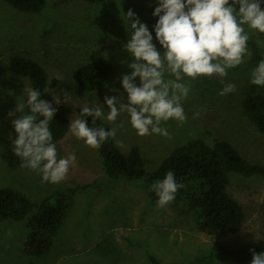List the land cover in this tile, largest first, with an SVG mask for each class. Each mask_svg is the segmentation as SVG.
Segmentation results:
<instances>
[{"label":"rangeland","instance_id":"1","mask_svg":"<svg viewBox=\"0 0 264 264\" xmlns=\"http://www.w3.org/2000/svg\"><path fill=\"white\" fill-rule=\"evenodd\" d=\"M157 6L158 0H47L45 8L36 13L21 12L0 0V189H14L40 204L57 190L80 186L47 255L33 257L25 252L28 217L37 208L23 220H1L0 264H154L153 258L158 264H197L215 244L240 248L264 240V176L229 174L228 191L243 204L248 216L244 226L232 235L207 233L201 228L199 210L177 199L158 209L145 178L131 176L140 171L153 172L176 147L197 138L230 141L249 161L264 164V133L242 107L251 71L258 65L249 63L250 41L258 43L264 59V34L247 26L248 54L244 63L229 70L224 78L237 90L221 96L224 84L218 77H186L191 88L182 102L187 120L182 125L175 120L162 122L168 136L137 135L126 112H121L115 123L103 119L117 128L115 142L127 157L128 175H106L99 149L86 146L70 131L55 144L58 159L76 157L60 183L42 182L38 172L13 168L4 160L6 139L17 137L12 121L28 111L25 106L14 117L8 113L15 111L17 103L26 105L24 89L31 86L28 76L9 71L11 57H30L44 66L50 78L45 100L55 108L68 106L71 120L80 118L78 109L91 103L107 114L104 97L123 95L122 76L131 72L127 67L129 53L124 50L132 31L126 14L129 9L137 14L163 52L155 39L158 17L153 12ZM99 57L113 62L114 80L100 90L80 89L77 69ZM136 83L139 85L138 78ZM196 112L200 115L193 118ZM120 124L123 127H117ZM86 184L91 185L83 188Z\"/></svg>","mask_w":264,"mask_h":264},{"label":"clouds","instance_id":"2","mask_svg":"<svg viewBox=\"0 0 264 264\" xmlns=\"http://www.w3.org/2000/svg\"><path fill=\"white\" fill-rule=\"evenodd\" d=\"M153 16L158 17L154 25L155 39L163 52L153 43L148 26L129 9L126 17L132 31L124 50L129 53L127 67L131 72L122 76L123 95L104 97L107 114L100 106H84L81 118L69 123L71 134L92 149L100 148L109 138L115 139L117 128L90 127L87 117L92 118L93 124L97 119L115 123L120 113L126 112L137 135L168 136V131L161 127L162 122L175 120L182 125L187 120L182 102L191 88L186 77L196 80L215 76L224 84L219 95L235 92L236 85L225 83L224 78L229 70L244 63L248 54L250 37L245 26L264 34V0H158ZM250 83L264 86V59L251 71ZM24 91L26 105L17 103L15 111L8 113L9 117H14L17 112L22 113L25 106L30 109V113L12 121L17 134L12 150L22 161L21 169L38 172L42 182L60 183L76 157L58 159L50 131V121L57 109L41 99L39 90L26 88ZM199 115L196 112L193 118ZM182 187L171 170L164 179L157 180L151 186L158 197L157 208H165L173 202ZM250 251L251 264H264V252Z\"/></svg>","mask_w":264,"mask_h":264},{"label":"trees","instance_id":"3","mask_svg":"<svg viewBox=\"0 0 264 264\" xmlns=\"http://www.w3.org/2000/svg\"><path fill=\"white\" fill-rule=\"evenodd\" d=\"M21 12H41L47 0H5ZM98 2L101 0H86ZM252 55L249 63L257 65L263 59L261 48L255 41H250ZM9 71L16 76H28L30 88L39 90L41 99L46 98L50 83L47 70L33 58L14 55L10 59ZM115 78V67L111 60L99 57L77 69L78 87L86 91H96L109 85ZM25 101H27V96ZM88 107L96 106L88 104ZM27 107V106H26ZM244 113L254 122L257 129L264 133V86L249 84L242 100ZM57 111L50 121L53 143L62 140L69 131L71 110L66 105L56 107ZM28 113L30 109L27 107ZM82 107L78 109L81 118ZM90 127L110 125L103 119L86 118ZM12 140L6 139L4 160L13 168H20L21 159L12 150ZM99 149L105 174L120 178L128 175V160L124 152L117 146L115 139L109 138ZM28 170V169H22ZM173 171L177 182L183 187L176 193L178 201L199 210L201 228L211 235H232L237 233L246 223L248 216L243 204L228 191L230 173L243 176H264V164L251 162L230 142L223 139L197 138L176 147L153 172L140 171L135 178H145L150 196L154 203L158 197L151 189L157 181L165 178L168 171ZM91 184L84 185L83 188ZM80 187V186H79ZM79 187H67L65 191H55L40 204L31 201L24 194L11 189H0V221L5 219L23 220L30 212L38 211L28 217L29 233L25 239V252L29 256L39 257L51 252L55 237L59 233L70 208L74 195ZM82 187V186H81ZM264 252V240L258 244H246L232 248L215 244L209 255L197 264L251 263L252 252ZM158 264L156 259H152ZM215 261V262H214Z\"/></svg>","mask_w":264,"mask_h":264},{"label":"crops","instance_id":"4","mask_svg":"<svg viewBox=\"0 0 264 264\" xmlns=\"http://www.w3.org/2000/svg\"><path fill=\"white\" fill-rule=\"evenodd\" d=\"M65 138V137H64ZM60 143V142H59Z\"/></svg>","mask_w":264,"mask_h":264}]
</instances>
